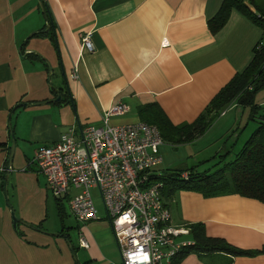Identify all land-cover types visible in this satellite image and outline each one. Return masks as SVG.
I'll use <instances>...</instances> for the list:
<instances>
[{
  "label": "crops",
  "instance_id": "crops-1",
  "mask_svg": "<svg viewBox=\"0 0 264 264\" xmlns=\"http://www.w3.org/2000/svg\"><path fill=\"white\" fill-rule=\"evenodd\" d=\"M42 1L53 22L55 57L43 44L46 37L31 35L24 42L28 33L44 25L43 19H32V9L39 10L36 0H0V165L5 164L9 145L6 122L11 108L55 97L45 81L46 65L27 55L37 53L51 64L52 86L61 88V100L66 102L13 110L10 119L19 108L24 114L12 128L16 146L20 144L15 150L19 155L25 150L23 144L31 154L36 147L55 141L69 126L100 124L103 113L115 102L128 109L109 117L111 125L137 121L136 107L145 103L157 104L172 124L189 123L219 88L247 65L262 36L261 29L234 8L223 26L211 33L206 21L221 0ZM258 4L264 10V0ZM85 32H90L91 52L80 44ZM54 72H60L63 82ZM232 107L237 105L231 103L221 110L204 133L189 143L195 144L227 121ZM25 160L30 161L28 156ZM14 174L31 172L22 169ZM167 208L172 225L201 222L207 236L221 237L236 247L257 249L264 245V204L255 199L179 190ZM0 218V241L5 248V242L13 239L8 233L1 234L8 230L1 202ZM99 219L78 223L77 233L86 242V247L77 246L80 264L119 261L111 226L107 219ZM184 236L180 239L185 240ZM225 259L189 254L179 264H222ZM0 264L7 263L0 259ZM59 264L75 263L66 258ZM225 264H264V254L233 257Z\"/></svg>",
  "mask_w": 264,
  "mask_h": 264
},
{
  "label": "built area",
  "instance_id": "built-area-1",
  "mask_svg": "<svg viewBox=\"0 0 264 264\" xmlns=\"http://www.w3.org/2000/svg\"><path fill=\"white\" fill-rule=\"evenodd\" d=\"M80 44L92 51L90 32L83 33ZM127 109L115 102L103 113L100 124L69 126L55 141L36 147L26 168L35 166L53 198L66 200L77 223L97 219L91 191L98 194L118 250L116 264H167L187 243L180 239L187 228L170 223L161 183L155 178L162 163L157 128L139 120L108 123L109 117ZM77 242L86 247L79 233Z\"/></svg>",
  "mask_w": 264,
  "mask_h": 264
},
{
  "label": "trees",
  "instance_id": "trees-1",
  "mask_svg": "<svg viewBox=\"0 0 264 264\" xmlns=\"http://www.w3.org/2000/svg\"><path fill=\"white\" fill-rule=\"evenodd\" d=\"M232 8L261 29L262 36L257 42H261V44L257 46L256 43L253 46L252 56L247 65L219 88L195 119L189 123L172 124L155 103H145L136 107L135 112L138 120L154 125L162 142L171 145L189 143L203 134L215 115L231 103L246 107L248 119L254 122L253 129L237 151L232 153L229 160L227 159L229 151L225 150L223 153L213 154L211 158H217V160L202 170L197 169L198 164H194L189 167L167 169L157 175L155 178L161 183L160 193L166 206L173 194L179 190L194 191L203 196L237 194L264 204V105L254 101L256 91L264 88V70L262 68L264 62V10L259 6L258 0H221L214 15L206 21L211 33H215L223 26ZM47 13L48 19L53 24L48 8ZM52 30L53 25L48 33L36 32L33 36L48 37L55 46ZM27 58L39 60L45 64L37 54L35 56L27 55ZM67 100L69 101V99ZM60 102L66 101L60 100ZM54 200L61 222L62 206L58 203L59 199ZM185 227L187 228L188 241L170 257L167 264H179L189 254L199 257L207 254L224 256L226 259L222 264L229 262L233 257H253L264 254V245L257 249H244L228 243L221 237L207 236L201 222L186 223ZM62 230H65L63 226Z\"/></svg>",
  "mask_w": 264,
  "mask_h": 264
},
{
  "label": "rangeland",
  "instance_id": "rangeland-1",
  "mask_svg": "<svg viewBox=\"0 0 264 264\" xmlns=\"http://www.w3.org/2000/svg\"><path fill=\"white\" fill-rule=\"evenodd\" d=\"M36 17L42 22L43 16L35 7L34 10L32 9V19L35 20ZM42 41L45 47L50 50L52 56L55 57L56 47L50 42L48 37ZM49 66L52 70L50 63ZM54 73H56L58 80L63 82V77L60 75V72ZM53 80L54 75L51 74L49 76L50 86H52ZM254 101L257 104L261 103L264 105V88L256 91ZM21 111L22 109L19 108L12 115V119H10L11 128H13L15 120L17 122L18 120L22 121L24 114ZM230 124L232 125L230 126ZM253 127L254 122L248 119V109L246 107L238 105L235 108L232 107L228 111L227 121L217 124L195 144L171 145L162 142L160 145V153L163 162L156 168V173L160 174L167 169L189 167L194 164H198L197 169L202 170L217 160V158H211L215 152L223 153L225 150L229 151L227 155V159L229 160L232 157V153L237 151ZM19 146L20 144H17L15 150ZM22 148H25V150L23 149L20 155L15 154L14 150L10 172L7 174L5 184L6 199L15 217L21 221L17 223L16 230L12 228L11 214L6 205L3 193L2 175L4 173L0 172V202L2 203L3 213L5 215L4 222L6 223V219H8V230H6L7 232L2 231L1 234L4 233L7 236L6 233H8L13 239L5 242V248L1 245L3 243L0 241V254L4 256L0 259L7 264H29V262L31 264H59L63 262V259H70V250L64 240L58 236L50 235L51 233L60 232L62 226L67 229L72 242L76 245L74 246V254L77 257H81V250L79 248L77 249L78 233L76 228L79 224L70 214L66 200L61 199L58 201L63 211L62 221L60 222L55 206V198H53L47 189L44 177L36 171L35 166L30 165L29 168L24 170L28 173L31 172V174H14L20 172V170L22 171L26 166L27 162L25 157L28 156L27 161H29L32 156L30 150L27 149V144H23ZM2 167H5V164L0 165V168ZM35 176H37V181ZM91 197L97 219L105 220L102 204L98 194L94 190L91 191ZM182 238L187 240V234Z\"/></svg>",
  "mask_w": 264,
  "mask_h": 264
},
{
  "label": "water",
  "instance_id": "water-1",
  "mask_svg": "<svg viewBox=\"0 0 264 264\" xmlns=\"http://www.w3.org/2000/svg\"><path fill=\"white\" fill-rule=\"evenodd\" d=\"M36 2H37V5L39 7V11L41 12V14L43 16L44 25L45 26L41 30H37V31L35 30V31H31L30 33H28L27 36L24 38V42L28 38H30L31 35H33L36 32L48 33L50 31V29H51V26H52L51 20L48 19V13H47V8H46L45 4L43 2H41L40 0H36ZM54 41H55V38H54ZM20 46H19V48H20ZM55 47H56V41H55ZM19 48H18V50H19ZM37 55H39V54H37ZM39 57L42 58L40 55H39ZM42 60L45 62L46 70H47L46 77H45L46 84L50 88V90L55 94V97H53L52 99H49V100L42 101V102H36V103L24 102V103H18V104H16L9 111V114L7 116V122H6L7 130H8V135H9V145H8V149H7L6 157H5V167H3L5 169V171L3 172L4 175H2V179H3L2 180V187H3V193H4V196H5V200H6V205H7L8 209H9V211H10V214H11L12 228L14 230H16L17 223H19L21 221H20V219H18L17 217H15V214H14L13 210L11 209L9 202L6 199V190H5L6 189L5 188V184H6V181H7V174L10 172L11 161H12L13 153H14V150H15V147H16L15 138L13 136V131H12V128H11V125H10V116H11V113L13 112V110L16 107H27V106L36 105V104L37 105L38 104L41 105V104H45V103H49V102L59 103L60 100L62 99V94H63L62 91H61V88H55L53 86H50V84H49V76L52 74V70H51V67L49 66L48 61L46 59H44V58H42ZM60 232H61V230H60ZM60 232H58V233H51L50 235H55V236H58V237L62 238L64 240V242L66 243V245L68 246V249L70 250V255H71L72 261L75 264H80L78 262L77 256L74 254L73 245H72L70 239L66 235H62Z\"/></svg>",
  "mask_w": 264,
  "mask_h": 264
},
{
  "label": "flooded vegetation",
  "instance_id": "flooded-vegetation-1",
  "mask_svg": "<svg viewBox=\"0 0 264 264\" xmlns=\"http://www.w3.org/2000/svg\"><path fill=\"white\" fill-rule=\"evenodd\" d=\"M62 235H66L69 239H70V241H71V243H72V245H73V251H74V246H76L73 242H72V240H71V238H70V236H69V232L67 231V229L65 228V230H62L61 232H60Z\"/></svg>",
  "mask_w": 264,
  "mask_h": 264
}]
</instances>
